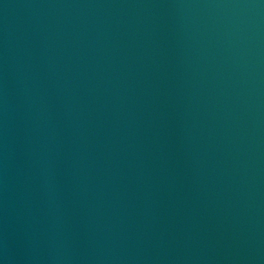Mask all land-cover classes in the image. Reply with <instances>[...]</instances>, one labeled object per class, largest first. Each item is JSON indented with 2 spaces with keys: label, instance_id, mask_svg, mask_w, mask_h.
Returning <instances> with one entry per match:
<instances>
[{
  "label": "water",
  "instance_id": "1",
  "mask_svg": "<svg viewBox=\"0 0 264 264\" xmlns=\"http://www.w3.org/2000/svg\"><path fill=\"white\" fill-rule=\"evenodd\" d=\"M0 264H264V0H0Z\"/></svg>",
  "mask_w": 264,
  "mask_h": 264
}]
</instances>
